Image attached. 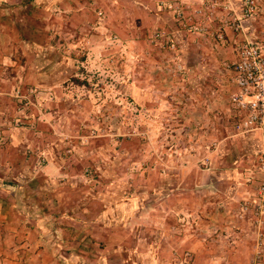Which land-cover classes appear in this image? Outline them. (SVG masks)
<instances>
[{
	"label": "rangeland",
	"instance_id": "1",
	"mask_svg": "<svg viewBox=\"0 0 264 264\" xmlns=\"http://www.w3.org/2000/svg\"><path fill=\"white\" fill-rule=\"evenodd\" d=\"M159 1L161 10L154 22V0H0L1 21H8L36 51L21 61L22 49L18 48V52L7 54V60L0 59V106L6 107L0 118V196L17 189V164L42 163L38 148L45 143L61 163L79 169V182L84 186L90 183L82 194L98 187L97 182L86 181L85 175L104 182L120 178L106 189L107 202L102 203L109 209L114 201L122 215L131 212L136 217L140 213L142 218L129 223L130 216H125L114 226L123 232L122 239H116L121 250H100L96 241L94 251L86 250L93 255L91 259L76 257L73 264H82V260L87 264H149L148 245L160 240L147 230L145 216L152 201L162 195L158 182L166 175L172 186L171 175L186 161L187 170H193L188 177L194 179L196 165L204 168L210 160L199 152L217 146L223 168L215 169V184L192 189L206 195L213 189L224 192L227 188L222 179L226 181L236 171L249 191L234 213L231 211L236 221L232 226L242 228L248 216L257 226L262 225L250 204L260 179L256 169L260 148L252 159H246L247 140L238 136L242 133L235 130L229 107V96L236 91L229 68L247 42L264 49V0H252L254 10L248 16H244L245 0H230L227 8L221 7L225 0H217L216 6L197 0ZM166 30H177L188 44L183 45L184 60L175 43L166 38ZM200 54L204 57L199 58ZM39 56L41 67L36 78L31 72L16 75L23 66L32 71ZM185 66L193 69L189 75L192 88L189 81L186 84ZM12 81L25 86H56L31 95L9 84ZM230 87L234 91L228 94ZM215 97L220 105L214 114L215 138L211 139L209 124L202 123L197 111L202 107L209 113V102ZM12 130L24 136L15 140L16 145L1 139L4 132ZM76 151L86 153L82 161L74 159ZM92 167L95 172L89 173ZM242 202L249 204L245 211L241 210ZM189 205L183 213H172L168 229L172 247L179 244L178 236L185 238L187 234L209 245L233 244L232 235L222 231L219 238L213 234L207 215L200 218L199 209ZM155 206L161 213L162 207L156 202ZM50 238L46 235L48 241ZM189 258L187 250L174 249L170 260H165L166 264H191Z\"/></svg>",
	"mask_w": 264,
	"mask_h": 264
},
{
	"label": "crops",
	"instance_id": "2",
	"mask_svg": "<svg viewBox=\"0 0 264 264\" xmlns=\"http://www.w3.org/2000/svg\"><path fill=\"white\" fill-rule=\"evenodd\" d=\"M159 2V0H154V8L152 9L154 22L158 21L157 14L161 10L157 5ZM167 2L170 3V0H167ZM39 6L42 5L39 4ZM262 8L264 9V4ZM169 15H171V12ZM16 31L15 28L9 26L8 21L2 22L0 19L1 60H7V54L18 52V48L22 49L21 61L23 56L28 57L36 53L35 48L32 47L33 43L27 41L26 38H21ZM166 31V38L175 43L180 59L184 60L183 51L185 47L183 45L188 44L180 37L181 35L178 34L177 30ZM259 49L261 53H264V49H261L260 46ZM198 57L204 56L200 54ZM35 63L36 68L34 67L32 71L28 68L24 70L25 67L23 66L21 71L17 70L16 75L26 76L31 72L32 76L36 78L40 73V56L36 58ZM198 68H200V65ZM185 71L187 84L190 80V72H193V69L185 66ZM9 79L13 80V77ZM9 84H14L13 87H19L21 92L27 91L31 95L36 91L41 92L56 86L54 84L48 86L38 83L25 86L15 84V81L9 82ZM187 85L192 88L191 81ZM228 90L227 93L233 92L234 88L230 87ZM213 92L215 94L217 91L214 90ZM209 105V113L204 111L205 109L202 107L198 109L197 113L202 123L203 121L208 122L211 128L209 138L214 139L217 121L214 114L220 104L215 97L211 98ZM5 110V106H0V118L4 115ZM30 120L33 122L34 118H30ZM238 136L247 140L249 150L246 152L245 157L247 160L252 159L255 150L261 146L259 134L257 132L242 133ZM18 137L24 139L23 134H15L12 130L4 132L1 139H4L5 142L8 140L11 145H16L15 140ZM38 149L40 150L38 158L41 157L42 163L39 165L17 164L15 169V171H18H16L15 178L18 184L17 189L7 193V196H0V264H73L72 261L76 257L88 261L93 255L86 250L94 251L92 245H95L96 241L100 250H121L122 246L119 245L121 243L116 239H122L123 232L121 229L118 231L114 226L118 225L119 219V223H121L125 216H130L128 217L129 223H132L131 220L140 221L142 218L140 213L136 217H132L131 212L122 215L114 201H112L109 209L105 206L107 202L105 198L108 196L106 189L115 186L120 178L114 177L110 181L104 182L96 177L85 175L88 177L86 181L97 182L98 187L96 190L89 188L91 190L87 195L82 194L85 192L82 189L88 187L90 183L84 186L77 180L79 169L71 164L66 166L61 163L59 156H56L53 149L49 150L45 143H42V146ZM219 150V146H217L213 150L208 148V151L203 149L199 152L201 155H208L210 160L204 168L196 165V177L194 179L188 177L193 170H187L189 163L186 161L176 169L174 176L171 175L170 179L174 183L172 186L167 181L169 178L165 177L166 175L158 182L162 185V195L157 201L156 199L152 201L145 216L147 230L154 232L157 241L160 240V242H150L148 245L147 250L150 252L149 264H166L165 259L170 260L171 251L174 249L179 252L187 250L190 253L189 260L191 264H264V218L260 226L254 224L249 216L245 218L246 224L242 225V228L236 230L232 226L233 223H236L232 217V212L237 208L239 202L247 198V192L249 191L247 187L243 186L242 180L236 177V171L234 175L230 174L226 181L222 179L223 185L227 188L224 192L213 189L210 195H206V192L192 189L194 186L206 185L208 187L210 184H215L213 175L216 170H222L223 168L219 160ZM85 155V152L81 154L76 151L73 157L77 161H82ZM88 170L89 173L95 172L94 167L91 168V171L90 168ZM189 188L190 192H188ZM189 193H193V196ZM155 202L162 207L161 213L157 211ZM188 203L193 205V208L199 209L197 212L200 213V218H203L204 214L207 215L210 219L207 224L213 234L216 233L219 238L222 237V231L225 235H232L233 244L217 246L213 243L209 245L194 240L187 234L182 235L185 238L178 236L179 244L172 247L168 231L172 213H183L184 207ZM230 212L231 215H229ZM142 215L144 219V214ZM46 235L51 236L49 241L46 239ZM247 239L254 240V243ZM258 241L259 245L257 244ZM84 251L86 252L84 253ZM83 260L81 263L87 264ZM107 262H101V264H107Z\"/></svg>",
	"mask_w": 264,
	"mask_h": 264
},
{
	"label": "built area",
	"instance_id": "3",
	"mask_svg": "<svg viewBox=\"0 0 264 264\" xmlns=\"http://www.w3.org/2000/svg\"><path fill=\"white\" fill-rule=\"evenodd\" d=\"M208 6L218 5L217 0H197ZM221 7L227 8L230 0H225ZM177 18L180 13L177 7L172 8ZM252 0L244 1V16L253 13ZM236 91L229 96V107L235 118L234 128L238 133H255L261 138V147L256 153V169L260 179L256 182L255 197L251 209L257 223L264 218V56L258 46L247 42L238 49L237 59L229 68ZM249 204L242 202L241 210ZM260 244L259 242L257 243Z\"/></svg>",
	"mask_w": 264,
	"mask_h": 264
}]
</instances>
